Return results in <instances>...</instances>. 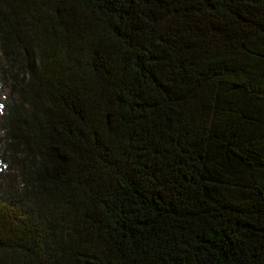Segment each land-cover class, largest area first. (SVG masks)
Wrapping results in <instances>:
<instances>
[{"label":"trees","instance_id":"trees-1","mask_svg":"<svg viewBox=\"0 0 264 264\" xmlns=\"http://www.w3.org/2000/svg\"><path fill=\"white\" fill-rule=\"evenodd\" d=\"M0 264H264V0H0Z\"/></svg>","mask_w":264,"mask_h":264},{"label":"rangeland","instance_id":"rangeland-1","mask_svg":"<svg viewBox=\"0 0 264 264\" xmlns=\"http://www.w3.org/2000/svg\"><path fill=\"white\" fill-rule=\"evenodd\" d=\"M1 100H3V97H2V95L0 96V101H1Z\"/></svg>","mask_w":264,"mask_h":264}]
</instances>
